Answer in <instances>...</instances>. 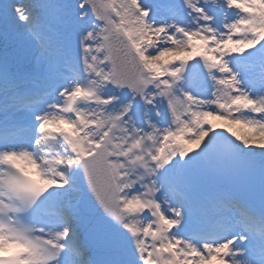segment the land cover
Returning <instances> with one entry per match:
<instances>
[{
  "label": "snow or ice",
  "instance_id": "snow-or-ice-1",
  "mask_svg": "<svg viewBox=\"0 0 264 264\" xmlns=\"http://www.w3.org/2000/svg\"><path fill=\"white\" fill-rule=\"evenodd\" d=\"M209 117L264 133V0H0V264H264Z\"/></svg>",
  "mask_w": 264,
  "mask_h": 264
},
{
  "label": "rangeland",
  "instance_id": "rangeland-1",
  "mask_svg": "<svg viewBox=\"0 0 264 264\" xmlns=\"http://www.w3.org/2000/svg\"><path fill=\"white\" fill-rule=\"evenodd\" d=\"M117 2H119V0H117ZM172 55H173V54H165V56L161 57V59H162V60H163V59H170ZM219 121H220V124H223V125H224V122H226V121H224V120H220V119H219ZM227 122H230V123H229V126H232V127H234V125H237V126H238V129H237V131H236L237 135L249 136V137H250V134L252 133V132H251L252 129L247 128V127H244V126L241 125V124H235V123H232L231 121H227ZM262 136H263L262 134H261V135L259 134L257 140L262 139V138H263ZM256 137H257V136H256ZM251 138H252V137H251ZM253 139H254V138H253Z\"/></svg>",
  "mask_w": 264,
  "mask_h": 264
},
{
  "label": "bare ground",
  "instance_id": "bare-ground-1",
  "mask_svg": "<svg viewBox=\"0 0 264 264\" xmlns=\"http://www.w3.org/2000/svg\"><path fill=\"white\" fill-rule=\"evenodd\" d=\"M245 127V126H244ZM252 133L250 134V137L254 138V139H257L258 138V135L257 133H255L253 130L251 131ZM263 135L262 137H264V133H260V135ZM257 136V137H256Z\"/></svg>",
  "mask_w": 264,
  "mask_h": 264
}]
</instances>
